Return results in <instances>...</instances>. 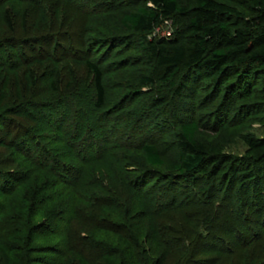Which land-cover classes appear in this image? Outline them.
I'll use <instances>...</instances> for the list:
<instances>
[{
	"label": "rangeland",
	"instance_id": "374dc122",
	"mask_svg": "<svg viewBox=\"0 0 264 264\" xmlns=\"http://www.w3.org/2000/svg\"><path fill=\"white\" fill-rule=\"evenodd\" d=\"M222 1L239 12L241 17L235 21L240 26L255 12L251 0ZM30 2L0 0V16L12 10L16 29V34L6 31L0 17V114L6 120L0 123V264H129L131 252L121 247L111 223L101 226L109 232L100 231L94 237L111 248L108 258H98L88 244H73L68 250L64 229L75 221L80 226L93 225L75 217L83 203L89 204L93 191L126 190L129 179L154 171L145 161L141 144L153 143L161 150L165 163L156 169L157 174H172L169 166L177 157L176 133L189 121L198 124L197 139L222 151L225 162L214 182L220 176L222 185L215 188L224 190L211 197V207L202 215L186 210L162 220L164 240H158L157 220L144 218L139 214L144 210L142 203L131 201V230L139 243L133 247L135 254L137 249L152 264H168L162 257L165 242L172 245L184 240L190 248L171 251V260L178 264H264L263 197H258L256 205L237 210L238 223L225 216L211 221L215 210L236 214L239 184L250 186L249 168L264 166V157L243 139L244 135L264 137L260 74L255 71V85L244 97L226 96L224 86L234 78L216 88L212 76L204 74L189 85L192 100L185 101L175 95L166 81L168 73L140 46L139 37L129 38L130 32L119 23L123 13L147 0ZM180 4L191 8L195 0H180ZM25 14L26 27L22 23ZM181 35L186 34L177 17L159 22L148 37ZM87 60L102 72L100 105ZM185 72L181 69L176 76ZM146 77L151 81H143ZM57 80L55 87L52 82ZM20 111L26 115H19ZM219 120L225 123L220 126ZM16 140L25 144L17 147ZM233 177L237 183L226 193ZM158 179L149 183L152 196L160 192L155 185L166 184ZM67 181L74 186L70 188ZM90 183L89 189H83ZM202 186L195 185L190 194H199L197 188Z\"/></svg>",
	"mask_w": 264,
	"mask_h": 264
},
{
	"label": "trees",
	"instance_id": "16d2710c",
	"mask_svg": "<svg viewBox=\"0 0 264 264\" xmlns=\"http://www.w3.org/2000/svg\"><path fill=\"white\" fill-rule=\"evenodd\" d=\"M23 1L30 3V5L32 4L30 0ZM251 1L254 4L255 12L241 26L235 21L241 17L239 12L222 0H195V4L191 8L182 6L180 0H147V4L123 13L119 23L130 32L129 38L138 36L140 46L148 51L150 58L155 59L160 66L164 67L168 73L166 81L174 88V93L177 97L183 98L185 101L192 100L189 85L194 83L195 80L201 79L204 74L212 76V82L217 86L216 88L223 87L227 81L231 80L230 78H234V82L224 86L226 96L238 94L239 97H244L252 92V87L256 81L255 71H257L261 76L259 85L264 98V0ZM0 17L6 31L16 34L12 10H4ZM177 17L179 18V25L186 34L185 36L181 35L175 39H152L148 37V34L153 31L159 22L168 18L175 20ZM26 20L27 15L25 14L22 18V23L25 27ZM51 37L55 39L54 36ZM41 39L40 37L38 41ZM13 42L17 44L19 40H13ZM3 44L4 46L7 45L6 42H3ZM85 65L94 74L93 81L96 89V99L97 104L100 105L104 96L102 72L97 65L88 60ZM253 67L256 69L252 70ZM181 69L186 71L184 75L176 76ZM189 71L196 72V75H188L187 72ZM143 81H151V79L146 77L143 78ZM57 82L58 80L52 82L53 86L56 87ZM27 112L29 111L26 110V114ZM15 113L18 114L19 112ZM24 113L20 111L19 115H26ZM2 120L5 119L0 114V123ZM224 120L217 121L218 125L221 126L225 123ZM197 131L198 124L196 121L184 122L180 125V130L176 133L177 140L175 143L177 157L175 163L170 164L169 169L172 174L168 175H160L155 172L156 169H159L165 163L161 150L153 143L141 144L140 150L144 154L145 161L154 171L144 172L136 176L135 179L133 177L129 179L126 183V190L115 192L107 187L106 190H103L106 192L93 191L94 195L88 198L89 204L85 205L86 203H83L80 210L78 209L79 215L75 216L83 218L85 220L84 224L92 221L93 225L80 226V222L76 221L73 224L70 223L64 229V235L70 242L66 243L67 249L74 248L73 244L76 245L77 243H80L81 247L88 244L95 248L96 253L99 254L98 258L110 257L111 248L107 247L105 243L96 240L95 233L100 231L109 232L108 228L102 227L111 223V232L115 230L113 234L117 235L118 240L121 242V247L125 246L131 252L129 264H152L153 262L149 258L147 259L142 252L140 253L136 249L135 254V250H133V247H139V243L131 230L133 211H130V209L133 204L130 202L134 201L135 203L137 201L142 203L144 210H141L142 212L139 214L144 216V218L157 220L158 240L161 238L164 240L165 234L162 228V220L169 218L176 212L183 213L186 210L202 215L203 212L208 211V208L211 207V197L217 191L224 190L223 187L219 190L215 188L217 185H222L220 176L217 178L219 182H214L221 165L225 162L223 153L218 146L197 139ZM243 139L250 149L257 151L264 157V137L244 135ZM19 140L15 142L17 147L25 144V141L19 142ZM263 168L250 167L248 171L250 173L249 177H251L249 179L251 180L250 186H248V183L245 186H242V182L239 184L237 190L240 193V203L238 208L234 207L236 214H231L229 211L226 213V210L221 214V210L218 212L215 210L211 221L215 219L224 220L225 216L228 220L233 219V222L236 221L238 223L241 219L237 217V210L242 205L251 207V205H256V201L260 198H264V188H262L264 185V173L261 171ZM158 176L160 177L159 179ZM154 179L166 184L158 187L155 185L156 189H160L161 193L158 190L152 196L153 184L149 183ZM64 183L69 184L70 188L74 186L72 185L73 182L67 181ZM236 183L237 178H230L228 187L225 190L226 193L229 187L232 191ZM198 184H203L202 187L197 188L199 194H190V189ZM90 185L91 183L87 184V186L85 185L83 189H89ZM147 185L150 186L146 190L150 192L151 197L146 195L148 192L145 193ZM180 187L183 189H179ZM129 189L132 195L127 193ZM247 189L251 190V194L248 191V196L246 193ZM225 191L223 192L224 194ZM206 195L208 196L205 197ZM182 196L190 197L193 200H190V198L188 200L183 199ZM205 225L207 231L209 225ZM81 231H84L86 235H81ZM165 243L168 244L166 245L167 250L163 251L162 257L163 260H168V264H172L175 261L177 264L179 263L177 260H171L172 250L178 249V251L184 252L191 245L189 241L184 240L172 245L171 242ZM54 249L56 251L58 247L55 246ZM88 249L90 250V248ZM82 252L84 253L83 250ZM98 261L106 263L105 260Z\"/></svg>",
	"mask_w": 264,
	"mask_h": 264
}]
</instances>
